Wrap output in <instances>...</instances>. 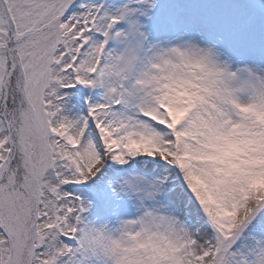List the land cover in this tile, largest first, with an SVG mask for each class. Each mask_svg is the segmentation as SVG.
<instances>
[{
    "label": "snow or ice",
    "instance_id": "snow-or-ice-1",
    "mask_svg": "<svg viewBox=\"0 0 264 264\" xmlns=\"http://www.w3.org/2000/svg\"><path fill=\"white\" fill-rule=\"evenodd\" d=\"M0 264H264V0H0Z\"/></svg>",
    "mask_w": 264,
    "mask_h": 264
}]
</instances>
